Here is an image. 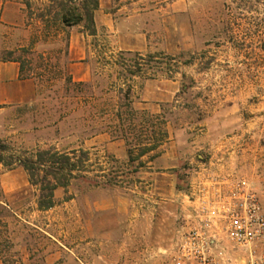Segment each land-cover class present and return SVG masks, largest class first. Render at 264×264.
I'll return each mask as SVG.
<instances>
[{"label": "rangeland", "instance_id": "obj_1", "mask_svg": "<svg viewBox=\"0 0 264 264\" xmlns=\"http://www.w3.org/2000/svg\"><path fill=\"white\" fill-rule=\"evenodd\" d=\"M111 2L109 11L116 13L118 2L125 1ZM189 2L185 14L159 11L154 50L142 54L155 58L146 62L125 52L119 59L117 34L106 27L98 26L94 37L82 25L68 29L69 38L72 32L85 37L93 85L94 98L85 95L88 103L77 104L74 88L65 90L69 60L63 37L52 28L49 39L20 52L29 38L43 35L38 15L48 1L0 0V63L22 57L24 76L36 84L35 101L0 111V140L18 152L81 147L90 153L89 178L102 182L75 180L54 192L52 209L39 211L25 172L0 166L4 264H167L190 221L195 182L208 174L245 179L264 208V0ZM150 80L174 82L172 99L141 103V87ZM124 83L131 87V107L145 111L131 121V146L140 143L142 117L148 120L142 142L159 127L167 134L157 151L141 159V167L129 162L127 152L118 159L104 153L101 143L84 144L88 132L81 119L107 109L103 125L114 121L117 88L125 90ZM87 122L98 124L96 118ZM169 146L178 166L172 179L157 180L161 189L156 190L147 163Z\"/></svg>", "mask_w": 264, "mask_h": 264}, {"label": "trees", "instance_id": "obj_2", "mask_svg": "<svg viewBox=\"0 0 264 264\" xmlns=\"http://www.w3.org/2000/svg\"><path fill=\"white\" fill-rule=\"evenodd\" d=\"M48 5L43 12L38 15L40 24L42 25L43 35L29 38L27 46L20 47V52L25 54L29 49L39 40H47L50 37V30L53 28L55 34L59 37H63L66 42L65 55L68 50L69 33L68 29L82 25V31L89 36H96L97 31L94 23V13L98 9V0H47ZM126 55H132L136 60L146 62L155 58L152 55L143 56L139 53H125ZM124 56L122 52L118 54L119 59ZM7 61L16 62L19 64L20 78L26 79L24 76V62L22 57L12 58ZM115 65L119 66L118 60H115ZM141 72V70H137ZM133 72H129L130 75ZM128 81V80H127ZM125 85V83H124ZM71 86L79 95V101L77 104H87L89 100L85 99V95L88 99H93L94 96L89 91L92 88L90 82H74L71 77L65 78V90ZM124 90L122 86L117 88V105L115 107L114 121H110V124L104 126L103 119L107 109H103L99 114V117L87 116L82 118L81 121L86 127L88 137H94L99 134L107 133L111 134V138L114 140H123L127 147V156L130 163L135 161L139 162V166H142L141 159L147 155L155 152L162 145L166 132L160 129L156 132L153 131L151 140L148 142H142L141 136L146 135L145 124L148 123L146 118L141 119L139 128V135L137 139L140 143L131 146L128 137L135 130L131 121L134 115L140 113L141 116L145 115V111L141 112L134 110L131 107L130 94L131 87L126 84ZM114 109V108H113ZM96 118L97 125H90L87 121L93 122ZM114 123V124H113ZM163 123L159 122L158 126ZM145 141V140H144ZM152 156L151 158H153ZM150 158V159H151ZM90 153L81 148L72 149L68 152L57 150L54 147L49 148H37L33 151H21L14 150L10 144L4 140H0V166L7 171H12L16 168H21L28 179L29 185L34 188L36 193V208L39 211H48L56 205L54 198V192L57 189L66 190L68 186L75 180L93 181L94 185L99 186L102 182H96L92 178H89L91 164ZM104 178V176H99Z\"/></svg>", "mask_w": 264, "mask_h": 264}, {"label": "crops", "instance_id": "obj_3", "mask_svg": "<svg viewBox=\"0 0 264 264\" xmlns=\"http://www.w3.org/2000/svg\"><path fill=\"white\" fill-rule=\"evenodd\" d=\"M122 1L125 2H118L116 13H111L109 11L112 6L111 0H98V9L94 13V23L96 28L103 26L107 30L117 34L113 37L116 50L125 53H139L142 55L154 50V45L156 44V25L159 21L158 13L161 9L166 14L167 9L173 14H185L190 10L189 0H174L172 2ZM116 15H118L117 21L116 19H112ZM85 54L84 35L72 32L66 56L69 60L68 74L74 82L86 83L90 81V66L85 60ZM166 87L168 88V92ZM176 90L174 82L158 84L153 80L146 81L141 87V103L148 105L150 102L169 101ZM35 99L36 84L34 80L31 78H20L18 63L12 61L1 62L0 111L10 106L32 103ZM96 143H101L104 153L114 158L124 159L126 157L127 151L123 140H114L107 133L84 139V144L86 145H95ZM79 148L81 147L77 149ZM147 165H150L148 169H154L151 175L155 177L154 189L158 190L161 187L157 186L159 185L157 180L162 179L163 176L172 179L171 170L178 166V160L173 156L172 147L169 146L160 151L153 159H150ZM184 198H188L187 195ZM0 264H4L1 258Z\"/></svg>", "mask_w": 264, "mask_h": 264}, {"label": "built area", "instance_id": "obj_4", "mask_svg": "<svg viewBox=\"0 0 264 264\" xmlns=\"http://www.w3.org/2000/svg\"><path fill=\"white\" fill-rule=\"evenodd\" d=\"M191 203L167 264H264V208L245 179L208 174Z\"/></svg>", "mask_w": 264, "mask_h": 264}]
</instances>
